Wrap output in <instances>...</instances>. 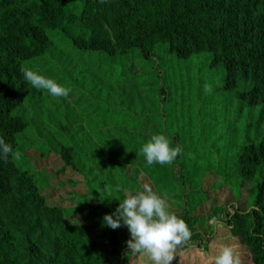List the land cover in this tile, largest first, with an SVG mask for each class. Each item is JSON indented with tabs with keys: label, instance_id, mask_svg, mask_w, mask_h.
<instances>
[{
	"label": "rangeland",
	"instance_id": "1",
	"mask_svg": "<svg viewBox=\"0 0 264 264\" xmlns=\"http://www.w3.org/2000/svg\"><path fill=\"white\" fill-rule=\"evenodd\" d=\"M100 28L102 32L109 31L118 43L112 26L106 24ZM118 47L125 49L123 44ZM161 51L155 47L148 58L138 54L125 58L134 74H126L124 79L117 78V66L110 74L107 63L110 56L95 52L87 58L92 68L86 80H80L76 90L69 89L67 97H53L50 104L41 102L32 93L20 97L14 112L22 115L26 124L15 134L10 156L16 169L26 171L19 176L27 180V193L33 197L27 207V220L39 227L31 237L37 251L33 257L25 252V236L9 222L14 216L10 219L0 216L3 235L0 260L6 258L16 264H153L147 254L130 252L126 244L130 233L126 226L121 224L113 230L102 223L103 217L115 212L126 196L149 187L166 201L170 212L185 221L191 232L190 240L177 247L171 264H214V257L225 246L233 249L239 264H259L260 254L249 235L264 239V204L254 201L253 186L247 194L239 186L243 171L235 158L226 156L236 149L232 147L233 141L226 138V125L206 124L201 131V142L195 137L194 129L188 128L186 142L192 140L200 148L211 149L216 157L199 155L187 166L178 157L166 165H147L144 157L133 158L129 151L115 157L101 144V137L112 139L117 147L134 139L141 141L142 147L153 135L169 134L164 130L163 134L156 119L165 95L160 77L162 59L167 65L169 62L160 55ZM208 55L199 56V63ZM235 55L233 59L240 57ZM132 57L141 58L139 66L131 64ZM77 61L67 49L59 48L52 57L51 75L46 73V64H43L45 67L36 64L32 71L67 88L64 71ZM247 61L252 65V58ZM232 76L240 84L244 74L239 70ZM247 78L251 82L254 76L250 74ZM217 81L218 78L212 80L214 84L199 96L200 108L206 103L220 104L212 97L217 91L212 85ZM260 110V103L252 106L248 100L242 108L240 123L245 129L248 122H253L252 139L264 136V114L261 116ZM134 117L140 119L141 127L137 130H133ZM117 118L120 124L115 122ZM223 135L226 136L221 139ZM64 138L80 151L79 160L67 148ZM169 144L177 147L171 139ZM46 149L53 150L48 160L43 157ZM65 165L64 173L61 171ZM29 167L34 170L27 172ZM254 211L262 215L261 225L256 218L245 217ZM7 245L11 247L4 250Z\"/></svg>",
	"mask_w": 264,
	"mask_h": 264
},
{
	"label": "trees",
	"instance_id": "2",
	"mask_svg": "<svg viewBox=\"0 0 264 264\" xmlns=\"http://www.w3.org/2000/svg\"><path fill=\"white\" fill-rule=\"evenodd\" d=\"M106 24L116 30L118 43L109 31L102 32L100 26ZM119 44L125 45V49H119ZM155 47L162 50L163 58L169 59L168 65L162 59L160 77L165 95L156 119L162 131L169 133L163 131L164 136L180 148L178 159L187 166L199 155L216 157L215 151L200 148L192 140L186 142L187 130L192 127L201 142L206 124L226 125V138L236 147L226 156L235 158L243 171L239 186L246 194L253 186L254 201L264 204V136L252 139L253 122H248L245 129L240 123L246 100L252 106L260 103V115L264 114V0H0V138L13 147L15 134L25 126L24 117L14 112L22 95L32 93L41 102L51 103L53 97L26 82L22 70L32 71L36 64H46L47 67L43 65L46 73L51 75L52 57L59 48L67 49L78 60L63 74L64 84L74 91L92 68L87 61L92 53L110 56L107 62L110 74L117 66V78L124 79L126 74H134L125 58L136 54L148 58ZM204 53L209 55L199 63V56ZM233 54L240 57L233 59ZM139 57L135 60L132 57L131 64L139 66ZM247 58L253 59L252 65ZM239 70L244 76L236 84L232 74ZM184 74L187 78H182ZM250 74L254 79L248 82ZM217 78V84L212 85L217 91L212 97L220 104L206 103L200 108L199 96ZM134 119L133 130H137L141 127L140 119ZM101 139L112 156L121 157L129 151L133 158L144 157L141 141L129 139L117 147L112 139ZM63 140L79 160L80 151L68 139ZM43 153L47 160L53 156L51 149ZM13 165L10 155L0 160V216L9 219L14 216L9 222L25 236V252L33 257L37 249L31 237L39 228L27 220V207L33 197L27 193V180L19 176L26 171ZM64 167L61 172L65 173L67 166ZM26 170L31 172L34 168ZM57 208L61 210V206ZM261 216L257 211L245 214L247 218H256L259 225ZM1 226L2 221L0 249H3ZM249 236L260 254L259 264H264V239L260 235ZM10 247L7 245L4 250ZM0 264L16 263L5 258Z\"/></svg>",
	"mask_w": 264,
	"mask_h": 264
},
{
	"label": "clouds",
	"instance_id": "3",
	"mask_svg": "<svg viewBox=\"0 0 264 264\" xmlns=\"http://www.w3.org/2000/svg\"><path fill=\"white\" fill-rule=\"evenodd\" d=\"M24 79L33 87L44 89L52 97H67L69 89L31 70H22ZM180 148L170 147L164 135H153L142 146L147 165L171 164L180 154ZM12 153L11 145L0 138V160ZM102 223L111 229L123 224L128 228L130 239L127 247L134 255L147 254L153 264H171L178 246L191 238V232L183 219L168 210L166 201L151 188L126 196L112 214H106ZM214 264H239L231 247L225 246L214 257Z\"/></svg>",
	"mask_w": 264,
	"mask_h": 264
}]
</instances>
